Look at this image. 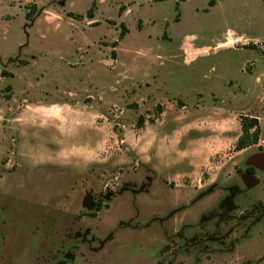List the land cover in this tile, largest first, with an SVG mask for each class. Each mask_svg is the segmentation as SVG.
<instances>
[{"label": "rangeland", "instance_id": "1", "mask_svg": "<svg viewBox=\"0 0 264 264\" xmlns=\"http://www.w3.org/2000/svg\"><path fill=\"white\" fill-rule=\"evenodd\" d=\"M210 1L0 0V264H264V0Z\"/></svg>", "mask_w": 264, "mask_h": 264}, {"label": "trees", "instance_id": "2", "mask_svg": "<svg viewBox=\"0 0 264 264\" xmlns=\"http://www.w3.org/2000/svg\"><path fill=\"white\" fill-rule=\"evenodd\" d=\"M210 6L215 5V1L212 0L209 3ZM35 11V9H33ZM35 12H31L28 14V18L31 17L33 20ZM127 33V29L123 28L121 33V37L123 38ZM117 45V42L115 43ZM139 121L142 123L144 121L143 117L139 118ZM260 125L259 120L255 117H244L241 119V129H242V136L238 140L237 149L244 150L251 145L257 144L259 140L260 134ZM101 209V204L98 206V210Z\"/></svg>", "mask_w": 264, "mask_h": 264}, {"label": "crops", "instance_id": "3", "mask_svg": "<svg viewBox=\"0 0 264 264\" xmlns=\"http://www.w3.org/2000/svg\"><path fill=\"white\" fill-rule=\"evenodd\" d=\"M126 15V14H125ZM124 15V16H125ZM183 51V47H182V45H181V47H180V53H181V57L183 58V63H184V65H187V64H191V63H193V61L195 60V59H197V57L195 58V59H193L192 60V62H190V63H188V61H187V58L186 57H184V55H186V52H182ZM100 101V100H99ZM98 101V102H99ZM100 103V102H99ZM185 108H187V107H182V109H185ZM198 111H202L201 109H198ZM142 133H143V131L141 132H138L137 133V135H136V143L135 142H133V144H132V148H134L135 149V151H136V153H140V151H142V150H144V146H143V144H144V142H143V140H142ZM128 135H129V137H128ZM91 136H92V144H94V140L95 139H98V138H100L99 136H98V134H95V133H93V132H91ZM125 136L127 137V139H129V138H131V135L128 133V132H126V134H125ZM173 136V134L171 135H169V136H165L164 138H161V137H159L158 135L156 136V140L157 141H154V142H156V144H155V146L157 147V146H159V145H162V144H160V143H162L163 141L165 142V140L167 139V138H170V137H172ZM93 137H95V139L93 138ZM126 139V141H128ZM131 141H132V138H131ZM134 141H135V138H134ZM122 142H125V141H122ZM132 143V142H131ZM190 143V140H188V137L186 138V139H184V140H182V142H181V144L179 145L180 147H186L188 144ZM156 147H154V149H152V151L153 152H156V150H157V148ZM155 148H156V150H155ZM169 151V150H168ZM147 161V160H146ZM151 161H155V160H153V158H152V160L150 159V163H151Z\"/></svg>", "mask_w": 264, "mask_h": 264}, {"label": "flooded vegetation", "instance_id": "4", "mask_svg": "<svg viewBox=\"0 0 264 264\" xmlns=\"http://www.w3.org/2000/svg\"><path fill=\"white\" fill-rule=\"evenodd\" d=\"M252 155L255 157L253 161L249 164L244 163V166H239L238 171L240 172L237 174L239 178L242 179L243 177L249 185L255 183L254 176L258 173V170L264 168V150H257Z\"/></svg>", "mask_w": 264, "mask_h": 264}]
</instances>
